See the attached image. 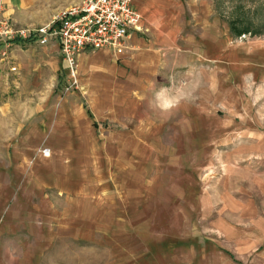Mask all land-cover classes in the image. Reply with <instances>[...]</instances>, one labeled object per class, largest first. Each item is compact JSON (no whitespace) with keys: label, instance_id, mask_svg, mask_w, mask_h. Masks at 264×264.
<instances>
[{"label":"rangeland","instance_id":"374dc122","mask_svg":"<svg viewBox=\"0 0 264 264\" xmlns=\"http://www.w3.org/2000/svg\"><path fill=\"white\" fill-rule=\"evenodd\" d=\"M185 13L154 71L92 52L69 90L50 44L0 46V204L42 235L35 264H264V0ZM161 86L186 98L164 111Z\"/></svg>","mask_w":264,"mask_h":264},{"label":"crops","instance_id":"0c3cea01","mask_svg":"<svg viewBox=\"0 0 264 264\" xmlns=\"http://www.w3.org/2000/svg\"><path fill=\"white\" fill-rule=\"evenodd\" d=\"M42 2L46 3L50 0H1L4 14L18 24L34 19L35 5ZM207 2L208 0H134V8L142 17L140 23L142 32H136L131 36L128 41L127 53L119 59L111 51L98 52H102L100 54L103 59L111 62L115 59V62L133 65L138 60L146 61L147 70L152 72L154 69L151 68L153 63L151 64L150 60L156 58V62L159 58L160 63L161 56L167 54L162 51L165 45L179 40L180 31L175 29L179 28L181 24L185 25L181 22V19L184 22L187 19L185 12L201 8L204 3L207 5ZM166 28L169 30L172 28V32L167 31ZM50 45L59 54L58 47L53 43ZM169 52L172 55V51L169 50ZM85 54L90 53L79 54L77 56L78 63L85 60ZM60 61L62 74H64L65 64L61 60V56ZM118 69V72L122 73L120 72L123 70L122 67L119 66ZM170 70H174L173 65H170ZM17 205L10 201L0 204V211L4 212L2 215L0 212V219L5 218L2 223L0 220V264H35V252L38 254L42 248L39 246L42 235L35 236V242L33 241V236H30V226L26 223L25 212L20 211Z\"/></svg>","mask_w":264,"mask_h":264},{"label":"built area","instance_id":"2783aa9c","mask_svg":"<svg viewBox=\"0 0 264 264\" xmlns=\"http://www.w3.org/2000/svg\"><path fill=\"white\" fill-rule=\"evenodd\" d=\"M3 13L0 0L2 55L18 40L38 46L55 44L65 64L66 90L78 85L79 54L111 51L119 59L127 53L131 36L142 32V17L134 8V0H82L78 6L61 11L46 25L31 29L13 25Z\"/></svg>","mask_w":264,"mask_h":264},{"label":"clouds","instance_id":"9594fccd","mask_svg":"<svg viewBox=\"0 0 264 264\" xmlns=\"http://www.w3.org/2000/svg\"><path fill=\"white\" fill-rule=\"evenodd\" d=\"M163 86H161V89L155 93V98L157 100V103L164 111H170L173 108H176L180 105L181 99H185L186 97H183L181 95H178V90H172L171 94L166 96L163 101L160 100L161 92L163 91Z\"/></svg>","mask_w":264,"mask_h":264},{"label":"trees","instance_id":"16d2710c","mask_svg":"<svg viewBox=\"0 0 264 264\" xmlns=\"http://www.w3.org/2000/svg\"><path fill=\"white\" fill-rule=\"evenodd\" d=\"M232 21H235V20H232ZM230 25V30L234 33V34H238V35H241V34H243V32H238V30L237 29H235L236 27L235 26H233V24H229ZM246 31V30H245ZM256 32H258V30L256 31ZM17 43H20V41L18 40V42Z\"/></svg>","mask_w":264,"mask_h":264}]
</instances>
